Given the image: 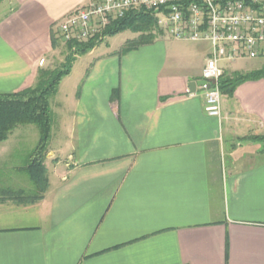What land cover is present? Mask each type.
<instances>
[{
	"label": "crops",
	"instance_id": "1",
	"mask_svg": "<svg viewBox=\"0 0 264 264\" xmlns=\"http://www.w3.org/2000/svg\"><path fill=\"white\" fill-rule=\"evenodd\" d=\"M88 1L0 2V94L53 68L55 26ZM162 40L76 58L53 97L41 199L8 196L24 172L0 147V264H264V78L208 117L190 84L209 46ZM261 58L221 62L223 77Z\"/></svg>",
	"mask_w": 264,
	"mask_h": 264
},
{
	"label": "built area",
	"instance_id": "2",
	"mask_svg": "<svg viewBox=\"0 0 264 264\" xmlns=\"http://www.w3.org/2000/svg\"><path fill=\"white\" fill-rule=\"evenodd\" d=\"M142 10L153 13L165 37L209 46L198 87L204 113L219 118L220 63L264 55V0H89L62 18L55 31L63 43L100 41L112 21Z\"/></svg>",
	"mask_w": 264,
	"mask_h": 264
},
{
	"label": "trees",
	"instance_id": "3",
	"mask_svg": "<svg viewBox=\"0 0 264 264\" xmlns=\"http://www.w3.org/2000/svg\"><path fill=\"white\" fill-rule=\"evenodd\" d=\"M125 30L132 31L136 37L124 43L119 51L121 54L150 45L163 36L156 27L153 13L142 10L128 12L122 18L112 21L102 32V37L103 39L113 37ZM103 39L100 41L90 39L85 42H62L66 54L59 69H40L31 87L15 93L0 94V144L5 142L9 134L20 126L33 125L39 134L34 149L28 155L27 165L21 169L32 183L34 193L27 194L23 190L10 189L7 191L10 198L32 201L42 198L48 184L44 160L52 130L50 100L55 96L61 80L69 75L76 58L92 51ZM51 43L52 49L59 46V40L54 37H52ZM261 78H264V66L260 70L245 74L234 73L229 77L222 76L220 92L222 95L230 96L239 84ZM258 140L264 143V137H260ZM262 152L264 153V144Z\"/></svg>",
	"mask_w": 264,
	"mask_h": 264
},
{
	"label": "rangeland",
	"instance_id": "4",
	"mask_svg": "<svg viewBox=\"0 0 264 264\" xmlns=\"http://www.w3.org/2000/svg\"><path fill=\"white\" fill-rule=\"evenodd\" d=\"M136 37V34L133 33L132 31H122L118 33L117 35L109 38L103 39L102 42H100L99 45L95 47V52L96 55L99 53H108V52H119L121 50V47L124 45V43L128 40H132ZM164 37V38H163ZM164 39V40H162ZM168 41L167 43H175V40L165 37L164 35L162 38L157 39L156 41ZM155 41V42H156ZM174 41V42H173ZM154 43V42H153ZM181 43V42H180ZM66 52L65 49L63 48V43L59 41V46L56 48V53H55V62L53 65V68L59 69L60 64L63 63L64 61V56ZM88 58H83L81 60H75V64L73 63L72 67H74L75 71L77 72L81 66L84 65V63H87ZM90 61V59H89ZM250 62H260L262 65L264 64V58L258 59L256 61H250ZM223 64H227V62H223ZM71 67V68H72ZM54 99L52 98L50 100V109L52 111V124L55 123V117H54ZM18 134H23L21 137L22 139L16 140L15 138L17 137L16 135ZM53 134V132H52ZM39 138L38 130L35 126L29 125V126H20L17 127L15 130H13L9 136L8 139L5 143L1 144L0 147H4L6 149H15L16 151V165L17 167H25L28 162V155L31 153V151L34 149L37 141ZM14 143L17 144V146L12 145ZM56 143V140L52 138L50 145H54ZM16 182L14 184L15 188H19L26 192L27 194H33L34 193V187L32 183L30 182L27 174L25 173H20L16 174Z\"/></svg>",
	"mask_w": 264,
	"mask_h": 264
},
{
	"label": "water",
	"instance_id": "5",
	"mask_svg": "<svg viewBox=\"0 0 264 264\" xmlns=\"http://www.w3.org/2000/svg\"><path fill=\"white\" fill-rule=\"evenodd\" d=\"M202 84H203L202 81H198V82H196V83H191V84H190V88H191V89H195L196 87L201 86Z\"/></svg>",
	"mask_w": 264,
	"mask_h": 264
}]
</instances>
